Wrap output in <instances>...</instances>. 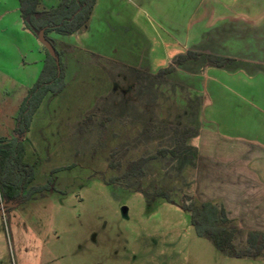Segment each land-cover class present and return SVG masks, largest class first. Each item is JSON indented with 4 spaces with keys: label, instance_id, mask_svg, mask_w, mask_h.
<instances>
[{
    "label": "rangeland",
    "instance_id": "1",
    "mask_svg": "<svg viewBox=\"0 0 264 264\" xmlns=\"http://www.w3.org/2000/svg\"><path fill=\"white\" fill-rule=\"evenodd\" d=\"M7 36L0 32V70L11 76L0 75L5 141L24 100ZM67 65L64 90L44 98L24 137L31 186L50 190L0 215V264H264L263 257H228L197 236L179 208L190 203L184 197L197 198L192 168L178 172L168 158L157 159L144 178L122 179L130 161L171 146L167 129L143 136L146 123L196 127L192 92L152 85L129 65L90 54H73ZM151 185L173 203L154 197Z\"/></svg>",
    "mask_w": 264,
    "mask_h": 264
},
{
    "label": "crops",
    "instance_id": "2",
    "mask_svg": "<svg viewBox=\"0 0 264 264\" xmlns=\"http://www.w3.org/2000/svg\"><path fill=\"white\" fill-rule=\"evenodd\" d=\"M59 2L39 0V9ZM93 11L85 29L49 34L66 51V72L67 59L76 53L150 74L187 51L230 60L222 68L207 66L203 58L187 62L169 80L195 98L194 196L220 203L240 228L264 231V0H96ZM20 14L19 0H0V32L17 50L25 98L45 53ZM0 75L11 77L4 70Z\"/></svg>",
    "mask_w": 264,
    "mask_h": 264
},
{
    "label": "trees",
    "instance_id": "3",
    "mask_svg": "<svg viewBox=\"0 0 264 264\" xmlns=\"http://www.w3.org/2000/svg\"><path fill=\"white\" fill-rule=\"evenodd\" d=\"M19 3L24 29L35 38H38L39 33L44 31L45 40L51 45L56 58H52L43 48L45 53L43 67L20 105L15 121L14 136L9 141L0 139V201L12 204L14 207L34 199L36 195L42 196L44 192L50 190L49 184L42 187L31 186L34 180V166L24 161V137L29 130L33 115L47 95L56 96L65 87V65L62 57L66 51H59L55 40L50 38L49 34L69 36L85 29L94 12L96 0H60L56 6L44 10L39 9V0H19ZM200 58L204 59L207 66L215 68H222L230 62L224 57L187 51L156 74L134 68H129V71L138 76L144 74L143 76L149 79L152 85H166L183 90L182 86L174 84L168 77L178 67ZM136 82H139V78ZM163 129H167L169 136L172 137L171 146L159 148L150 155L130 161L125 166L122 179L144 178L147 175L146 165L157 159L168 158L170 162L176 164L178 172L185 168L193 170L196 168L199 154L197 149L188 142L198 136V127L149 122L144 125L142 135L150 134L151 137H156ZM149 188L152 189L154 197L173 203L168 191L159 190L155 185ZM137 190L140 193L144 192L143 189ZM184 199L190 203L179 208L189 213L191 225L195 228L198 237L208 239L217 251L231 258H264V231L243 230L236 221L228 218L224 207L216 201H200L193 196H186ZM10 209L6 208L4 213ZM243 232L246 233L245 239L240 240Z\"/></svg>",
    "mask_w": 264,
    "mask_h": 264
},
{
    "label": "water",
    "instance_id": "4",
    "mask_svg": "<svg viewBox=\"0 0 264 264\" xmlns=\"http://www.w3.org/2000/svg\"><path fill=\"white\" fill-rule=\"evenodd\" d=\"M44 31L40 32L38 35V41L41 43L42 47L47 51V53L52 57L56 58L55 52L52 49L51 45L45 40ZM14 207L12 204H6L5 202H0V215H3L6 208Z\"/></svg>",
    "mask_w": 264,
    "mask_h": 264
}]
</instances>
